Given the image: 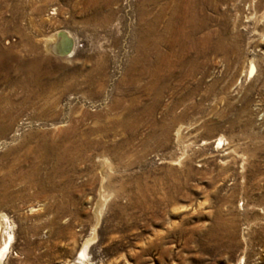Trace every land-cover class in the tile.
<instances>
[{
  "label": "rangeland",
  "instance_id": "rangeland-1",
  "mask_svg": "<svg viewBox=\"0 0 264 264\" xmlns=\"http://www.w3.org/2000/svg\"><path fill=\"white\" fill-rule=\"evenodd\" d=\"M9 105L0 264H264V0H0Z\"/></svg>",
  "mask_w": 264,
  "mask_h": 264
},
{
  "label": "bare ground",
  "instance_id": "bare-ground-1",
  "mask_svg": "<svg viewBox=\"0 0 264 264\" xmlns=\"http://www.w3.org/2000/svg\"><path fill=\"white\" fill-rule=\"evenodd\" d=\"M57 36V35H56ZM64 36V35H63ZM67 36V35H66ZM69 37H70V35L68 36V39H69ZM64 38V37H63ZM57 39V38H56ZM52 41V40H51ZM50 41V42H51ZM49 42V43H50ZM56 42V41H55ZM53 43V42H52ZM69 43V42H68ZM51 44V43H50ZM55 43H53V45H54ZM59 44V43H58ZM52 45V46H53ZM50 46V45H49ZM54 48H55V46H53ZM63 47V46H62ZM51 48V47H50ZM49 48V49H50ZM59 49V48H58ZM51 50V49H50ZM67 50H69V49H67ZM60 51V50H59ZM62 51V50H61ZM70 51V50H69ZM68 52V51H67ZM4 65H6V63L4 64ZM7 65H9V64H7ZM6 65V66H7ZM9 68V67H8ZM7 67L6 68H4V69H8ZM253 71H254V65H253V63L251 62V67H250V71H249V73L250 74H252L253 73ZM41 73H42V71H41V69H40V67H37L36 68V70L33 72V73H30L29 75H28V77L25 79V80H28V82H35V85H37L38 86V84H39V78H40V75H41ZM41 80V79H40ZM25 84V83H24ZM32 85V84H31ZM41 85V84H40ZM44 85V84H43ZM45 87H46V85H45ZM44 87V88H45ZM31 90V89H30ZM8 108H10V109H8ZM7 109H0V133L1 132H4L7 128H9V126L11 125V124H13L12 122H13V119H11V110L13 109V106L12 105H9V107H8ZM12 126V125H11ZM177 134H178V132H177ZM81 143V142H80ZM84 143V142H83ZM222 143V137H219L218 139H217V146H220V144ZM85 145V144H84ZM55 148V147H54ZM74 148V147H73ZM75 148H76V146H75ZM81 148H82V146H81ZM57 149V148H56ZM79 150V149H78ZM50 151V150H49ZM69 152V151H68ZM63 153V152H62ZM66 153V152H65ZM49 155V154H48ZM58 158V157H57ZM66 160V159H65ZM12 168H13V166H12ZM104 178H105V176H103L102 175V180H101V184H100V196H98L99 198V200H98V203H96V204H98V205H96V206H98V208H96L97 209V214H96V216H97V218H99L100 217V215H101V213L103 212V207L105 206V204H106V201H107V198L109 197V194L106 192V189L104 188V187H106V186H104ZM172 185V184H171ZM147 191H149V187H145V189H143V195H145L146 196V193H147ZM150 197V196H149ZM145 198V197H144ZM164 199V198H163ZM3 200H4V198L3 197H1V193H0V205H1V202H3ZM137 200V199H136ZM100 219V218H99ZM98 222H99V220H98ZM11 229H12V225H11V221H9L8 220V218H7V216L5 215V214H1L0 213V262H1V260L4 258V257H6L7 256V253H8V251H9V248H10V243H12L11 242V240H12V237H11ZM13 233V232H12ZM86 242H87V240H86ZM89 240H88V245H89ZM84 243V242H83ZM86 247H88L87 245H86V243L83 245V247H82V249H81V251H80V256L81 257H85L86 256ZM84 258H82V260H83ZM80 261V260H79Z\"/></svg>",
  "mask_w": 264,
  "mask_h": 264
}]
</instances>
